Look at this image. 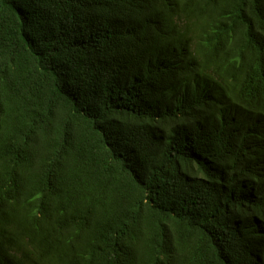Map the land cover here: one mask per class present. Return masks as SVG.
I'll return each instance as SVG.
<instances>
[{
	"label": "trees",
	"instance_id": "obj_1",
	"mask_svg": "<svg viewBox=\"0 0 264 264\" xmlns=\"http://www.w3.org/2000/svg\"><path fill=\"white\" fill-rule=\"evenodd\" d=\"M0 264H264V0H0Z\"/></svg>",
	"mask_w": 264,
	"mask_h": 264
}]
</instances>
